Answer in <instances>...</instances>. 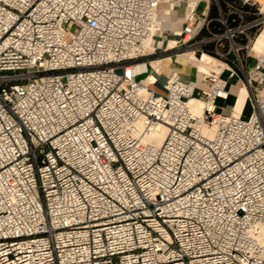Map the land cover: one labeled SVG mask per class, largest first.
I'll return each instance as SVG.
<instances>
[{"label": "built area", "instance_id": "2783aa9c", "mask_svg": "<svg viewBox=\"0 0 264 264\" xmlns=\"http://www.w3.org/2000/svg\"><path fill=\"white\" fill-rule=\"evenodd\" d=\"M223 1L167 38L174 0H0V264H264V53L239 54L264 11ZM187 53L223 66L143 82ZM232 78L246 117L217 109Z\"/></svg>", "mask_w": 264, "mask_h": 264}, {"label": "crops", "instance_id": "0c3cea01", "mask_svg": "<svg viewBox=\"0 0 264 264\" xmlns=\"http://www.w3.org/2000/svg\"><path fill=\"white\" fill-rule=\"evenodd\" d=\"M264 8V0H258ZM203 3V2H201ZM200 3V4H201ZM205 6V4H204ZM160 17L166 19L164 26L166 31L170 32L174 30H179L183 24V15H184V0H174L173 5L170 6L167 2H162L160 4ZM206 30V29H205ZM207 31V30H206ZM261 32V31H260ZM259 32V33H260ZM257 34L256 38L251 42V44L246 48L248 54V62L249 64L253 63L257 53H261V50L254 49V43L259 35ZM237 41L240 45L245 44V40L242 37H238ZM189 58L181 57L175 63H172L173 69L177 70L183 77L188 79L196 80L197 82L201 81V73L198 71L199 69L196 67V62H190ZM157 66L154 68L148 69L149 73L146 77H144L143 82L155 81L151 87L154 90H163V84L166 78V72L156 73L158 70ZM222 66H220L221 68ZM152 75L154 77L153 80H148V77ZM162 88V89H161ZM226 89L228 91V95L226 98L218 97L216 98L217 109L225 114H229L231 112H235L236 114H240L243 117L249 115L250 105L247 99V91L244 85L238 80V78H232L228 80L226 85ZM244 89V92H243Z\"/></svg>", "mask_w": 264, "mask_h": 264}, {"label": "bare ground", "instance_id": "6f19581e", "mask_svg": "<svg viewBox=\"0 0 264 264\" xmlns=\"http://www.w3.org/2000/svg\"><path fill=\"white\" fill-rule=\"evenodd\" d=\"M171 44V43H170ZM264 27L262 28L261 32L259 33L255 43H254V49L257 50H262L264 49ZM197 56V62H196V67L199 69L198 71L202 73H209L211 71H219L220 70V65L223 66V63L220 62L216 57L206 55L204 54L203 56ZM159 60H151L150 61V66L149 69L152 67L154 68L157 66V63ZM219 64V65H218ZM141 65L136 66V69H141ZM149 73V71H148ZM148 73L144 76L146 77ZM154 77L150 75L148 77V80H153ZM146 83V82H145ZM244 92V89H243ZM190 108L195 112V113H200L202 111V100L199 98L191 99L190 100ZM167 128L163 125H158L154 127L150 133V139H152L153 142L156 144H160L162 140L164 139V136L166 134ZM260 238L264 242V228L262 229L260 233Z\"/></svg>", "mask_w": 264, "mask_h": 264}, {"label": "rangeland", "instance_id": "374dc122", "mask_svg": "<svg viewBox=\"0 0 264 264\" xmlns=\"http://www.w3.org/2000/svg\"><path fill=\"white\" fill-rule=\"evenodd\" d=\"M204 10V3H201V4H199L198 6H197V9H196V11L198 12V13H201L202 11ZM262 11H264V8H262ZM164 26H167V24H164ZM173 37V35L171 34L170 35V33H168L167 34V38H172ZM264 48V47H263ZM245 53H246V50L244 49V50H240L239 51V54L241 55V57H242V54H244L245 55ZM261 53H264V49H262L261 50ZM257 55V54H256ZM186 56V58H189V60H191L190 62H192V63H195L196 62V55L195 54H193V53H187V54H185V55H183V57H185ZM161 59V55H159V56H156L155 58H151V60H159V62H158V70L156 71V73H162L163 71L164 72H166V74L169 72V70L171 69V68H173L172 67V62L170 61V60H168V59H162V60H160ZM196 64V63H195ZM219 65V64H218ZM221 66V65H220ZM165 74V75H166ZM162 89V88H161ZM156 91H162V90H156Z\"/></svg>", "mask_w": 264, "mask_h": 264}, {"label": "trees", "instance_id": "16d2710c", "mask_svg": "<svg viewBox=\"0 0 264 264\" xmlns=\"http://www.w3.org/2000/svg\"><path fill=\"white\" fill-rule=\"evenodd\" d=\"M227 1H230V2H233L237 5H239V2L237 0H227ZM221 8L223 11H226L227 10V6L226 4L224 3L223 0H221ZM219 16L218 14V11L216 9V7L213 5L211 7V10H210V13H209V18L211 19L210 23H209V29L212 31V32H221L224 28H223V25L217 20V17ZM208 32L203 29L201 34L202 35H205L207 34Z\"/></svg>", "mask_w": 264, "mask_h": 264}]
</instances>
